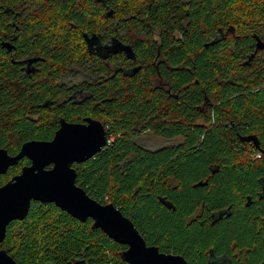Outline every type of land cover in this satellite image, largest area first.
<instances>
[{
  "label": "trees",
  "instance_id": "trees-1",
  "mask_svg": "<svg viewBox=\"0 0 264 264\" xmlns=\"http://www.w3.org/2000/svg\"><path fill=\"white\" fill-rule=\"evenodd\" d=\"M115 36L129 52L102 47ZM256 37L264 41V0H0V148L15 155L27 141L51 140L61 118L103 121L110 143L73 165L92 198L113 203L149 245L189 264H209L210 253L264 264ZM79 72L87 98L75 100L63 80ZM147 132L180 140L153 150L138 142ZM29 164L10 167L0 186ZM219 210L227 213L213 222ZM92 223L33 202L0 248L17 264H129L127 246Z\"/></svg>",
  "mask_w": 264,
  "mask_h": 264
},
{
  "label": "water",
  "instance_id": "water-1",
  "mask_svg": "<svg viewBox=\"0 0 264 264\" xmlns=\"http://www.w3.org/2000/svg\"><path fill=\"white\" fill-rule=\"evenodd\" d=\"M256 38L255 51L264 49V41ZM3 45L12 49L10 42H3ZM27 61L32 63L34 59ZM247 140L260 149L257 136L250 135ZM107 145L108 130L103 121L87 117L80 123L61 118L60 127L51 140L27 141L15 155L0 148V176L23 158L30 160L21 173L0 186V243L5 240L13 221L28 216L33 202L54 203L81 222L91 219L93 229H101L115 242L127 246L121 257L129 264H189L182 255L161 252L158 246L149 245L133 221L117 206L92 198L76 183L78 172L73 165L90 160ZM224 214L226 211L219 216ZM0 264L17 263L6 249H0Z\"/></svg>",
  "mask_w": 264,
  "mask_h": 264
},
{
  "label": "flooded vegetation",
  "instance_id": "flooded-vegetation-1",
  "mask_svg": "<svg viewBox=\"0 0 264 264\" xmlns=\"http://www.w3.org/2000/svg\"><path fill=\"white\" fill-rule=\"evenodd\" d=\"M91 43L94 45V42H91ZM116 45H118V46H125V45H127V43H125L123 40H121L120 38H117V36H115V37H112L109 40H107L102 45V47H105L106 49H109V51H111V46H116ZM30 67H31V64H29L27 66V69H29ZM85 79H87V78H86V76L82 72L81 73L80 72L79 73H75V75L72 74L70 76H64L63 83L64 84H67L68 86H70V88L73 89L70 92L71 93V96L70 97H73V99H75V100H81L83 98H87L86 91H84V89H82L79 86V82H81L82 80L84 81ZM223 211H226V210H219V211L212 212L210 214L209 218L213 222L216 221V220H218V219H221L222 217H220L219 214L222 213ZM201 215H202V210H200L198 213H195L193 215V217L196 219L198 217H201ZM0 249H3V248H0ZM208 263L209 264H230V261L226 257H224V256H215L214 254L210 253L209 256H208Z\"/></svg>",
  "mask_w": 264,
  "mask_h": 264
},
{
  "label": "rangeland",
  "instance_id": "rangeland-1",
  "mask_svg": "<svg viewBox=\"0 0 264 264\" xmlns=\"http://www.w3.org/2000/svg\"><path fill=\"white\" fill-rule=\"evenodd\" d=\"M180 140V138H176L173 140H167L165 138H161L158 136H155L153 133L151 132H147L144 133L140 138H138V142L139 144H141L142 146L149 148V149H157L159 147L165 146V145H169L172 143H176ZM255 158V157H254ZM44 208H37V211H43ZM14 233L16 235H19V230H15Z\"/></svg>",
  "mask_w": 264,
  "mask_h": 264
},
{
  "label": "built area",
  "instance_id": "built-area-1",
  "mask_svg": "<svg viewBox=\"0 0 264 264\" xmlns=\"http://www.w3.org/2000/svg\"><path fill=\"white\" fill-rule=\"evenodd\" d=\"M109 143H110V140H109V138H108V144H109ZM256 157H257V158H260V157H261V153H258Z\"/></svg>",
  "mask_w": 264,
  "mask_h": 264
}]
</instances>
